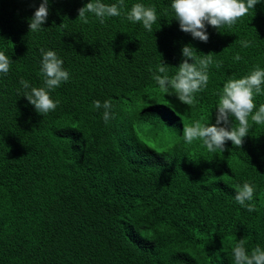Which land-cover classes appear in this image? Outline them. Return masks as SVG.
I'll return each instance as SVG.
<instances>
[{"label":"trees","instance_id":"16d2710c","mask_svg":"<svg viewBox=\"0 0 264 264\" xmlns=\"http://www.w3.org/2000/svg\"><path fill=\"white\" fill-rule=\"evenodd\" d=\"M88 2L49 0L32 32L41 0H0V51L12 61L0 73V264H234L238 240L264 248V124L249 117L242 147L224 152L183 139L185 125L215 123L224 83L264 69V0L233 26H206L207 43L180 30L172 0H125L103 24L77 19ZM136 3L156 8L152 32L126 19ZM184 45L221 62L192 106L153 79L162 60L176 74ZM41 49L70 74L47 114L23 97L44 86ZM97 100L112 105L107 123ZM245 182L254 212L234 198Z\"/></svg>","mask_w":264,"mask_h":264},{"label":"clouds","instance_id":"9594fccd","mask_svg":"<svg viewBox=\"0 0 264 264\" xmlns=\"http://www.w3.org/2000/svg\"><path fill=\"white\" fill-rule=\"evenodd\" d=\"M260 0H172L171 8L174 10L175 19L179 22L180 30L190 33L193 39L207 43L209 35L208 25L215 29L222 26H233L246 16L250 9H254ZM49 0H41L39 7L29 20V31H40L42 25L49 16ZM125 7V0H118V3L111 5L101 0H90L83 7L78 9L77 19L88 23V13L94 14L99 22L103 24L106 18L117 17L122 14ZM126 19L130 22H142L143 27L152 32V26L157 22V10L154 6L146 7L142 3L133 4L130 11L126 13ZM244 48L250 47L249 41H241ZM183 60L179 64L174 76L168 75L167 65L163 60L157 66V72L153 79L159 89L168 95L174 94L183 104L192 106L196 103V94L207 87L209 81L208 69L215 63L216 67L221 62H214L212 53L196 56V49L191 45L182 47ZM42 61L40 72L44 77L43 87H31L25 91L23 97L29 104L33 105L38 114H47L54 111L59 101H54L50 91L58 88L62 83L70 79V74L63 68V60L55 51L41 49ZM236 61L242 59L239 54L234 57ZM191 61V62H189ZM12 61L3 51H0V73L7 75ZM21 85L25 90L30 88L29 82L21 79ZM257 95H264V69L259 66L250 72L249 75L239 79H229L223 85L222 92L218 94L219 99L215 109V123L202 124L201 121H194L191 125L183 127V139L186 143L201 141L208 151L224 152L226 142L231 141L233 146L242 147L244 138L250 130L249 117L255 124H264V104L259 105L258 110L255 103ZM94 107L105 109L103 120L107 123L113 118L109 101H94ZM254 112V114H253ZM238 125L233 124V119ZM254 186L245 182L238 187L235 194V201L246 207L249 212L256 211L252 201ZM245 239L238 240L233 248L234 264H264V248L257 245L249 251L245 247Z\"/></svg>","mask_w":264,"mask_h":264}]
</instances>
